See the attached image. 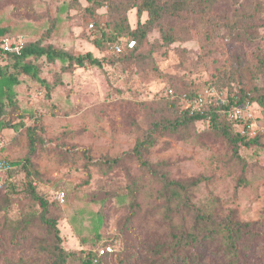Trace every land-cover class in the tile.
Listing matches in <instances>:
<instances>
[{
	"label": "rangeland",
	"instance_id": "1",
	"mask_svg": "<svg viewBox=\"0 0 264 264\" xmlns=\"http://www.w3.org/2000/svg\"><path fill=\"white\" fill-rule=\"evenodd\" d=\"M158 1L182 5L154 23L133 53L118 55L110 44L134 39L130 30L149 18L137 14L142 0H0V26L11 37L102 60L78 67L25 59L39 67L42 81L14 58L0 60V156L20 163L0 173V264H91L104 243L114 252L103 264H126L135 254L161 262L191 251L174 244L173 234L189 232L195 209L221 227L201 264H264V134L258 144L231 140L205 119L174 132L181 108L169 96V89L179 95L204 86L225 96L264 93V0ZM136 146L139 154H123ZM141 160L166 162L172 179L202 178L179 229L159 213L161 183L145 177ZM29 185L47 201L59 242ZM132 191L151 204L132 207ZM231 218L249 223L243 246L250 250L224 259L222 225Z\"/></svg>",
	"mask_w": 264,
	"mask_h": 264
},
{
	"label": "trees",
	"instance_id": "2",
	"mask_svg": "<svg viewBox=\"0 0 264 264\" xmlns=\"http://www.w3.org/2000/svg\"><path fill=\"white\" fill-rule=\"evenodd\" d=\"M182 3L180 1L172 3V8L174 6H180ZM170 7V8H171ZM170 8L160 4L158 0H142L141 3L137 4V14L141 15L142 12L146 11L148 13L149 18L144 23H138V26L135 29L130 30L132 33V36L135 40V46L133 49H127L124 48L121 52H115L116 54H125V53H133L136 48V43L141 44L147 36V32L150 30V27L157 22H161L165 16L169 13H173V11H170ZM94 27V23L91 22ZM92 27V28H93ZM6 28L0 26V60L6 57H12L14 58L17 63L20 64L23 72L25 74H28L35 78L38 81H42L39 77V67L36 66L33 63L25 62L24 60L29 57H45L47 61L52 62L55 60H67L71 64H75L78 67H83L85 65H97L100 66L102 64V60L95 57L90 51H87L83 54H73L67 50L57 48L53 46L52 44L43 45L39 43V41L30 42L23 44L22 50L20 54L15 53H8L2 50L1 48V38L4 36H10L5 33ZM131 39V38H127ZM166 40L171 41L173 40L171 35H167L165 37ZM124 40L123 38L113 41L112 44L115 42H119ZM1 74V71H0ZM13 80L16 82V79L13 78ZM172 93H169V96L172 98L179 99L180 103V96L184 93H181L178 95V93H175L173 89ZM197 91V90H196ZM196 91H192L188 94L189 96H192ZM239 95L240 101L244 99H248L252 101L255 105L257 110L260 112V107L264 108V93L257 98L252 97L247 93V91H240L237 92ZM181 108V105H179ZM180 112V118L178 119V123L170 125L171 130L174 132H177L180 128L179 126L181 124L193 122L199 119H205L213 126L219 127L225 136L230 138L231 140L238 139V140H245V141H251L254 144H258V139L261 135L264 134L260 133L253 137H246L243 135H240L238 131L236 130V127L234 125V122L227 119L225 114L222 112V106L219 104L218 99L213 98L205 107V110L203 113H195L190 114L186 110H183L181 108ZM259 121L264 122V116L261 114L259 115ZM29 133V153H32L34 151V140L32 133L34 131L28 130ZM139 154V147H134L132 151H125L123 154ZM28 160V159H27ZM119 157H115L111 159V162L113 164L118 163ZM11 162V161H10ZM12 167L13 165L20 164L19 162H11ZM141 163L143 165L145 177L150 180L152 183L155 181L153 180L154 177L158 178L159 183H161L162 190L158 191V195L156 198L162 202V205L159 207V213H161L162 217L166 220L174 222V228L179 229L181 226V221L178 222L177 219H181L183 216L182 211L184 209H187L189 205L192 204L193 201V195L196 190V188L199 186V184L202 181L201 177L197 178H189L185 180H177L169 178V171L166 167V162L160 161L156 163H151L147 160H141ZM12 169V168H11ZM10 169V170H11ZM163 171V173H161ZM30 189L29 192L33 198L39 201L41 207H42V214L41 219L42 221L49 227L51 232L53 233V236L55 237L56 241H60V236L58 232V228L56 226V221L53 218H50L46 216L47 212V201L43 199L40 195L37 194L35 189L32 185H29ZM149 188L145 187V191H147ZM131 206L136 207L138 202H140L141 207L149 206L150 200H139L138 195H135L133 191L131 192ZM196 211V221L193 225V221H189L190 224V230L185 235H182L183 229L181 230L180 234H173L174 244L179 243L180 246L185 245H191L192 249L190 252L186 251H180L177 253L172 254L169 257H163V261H159L158 259H154L151 255L142 257L139 256V254H135L132 259H129V261L126 262V264H136L139 261H143V264H201L202 261L205 258L206 250L209 248V244L214 242L219 234V229L221 228L219 224H216L215 219L213 218L212 214H200L198 209H195ZM186 222V218L184 223ZM225 226L228 234L226 235V238H228L226 241L229 244L228 253L224 255V259L226 256L230 259L231 256L235 255L234 259H237L242 254H244L246 251H249V248H246L245 245L243 246V243L245 242L246 234L249 232L248 226L249 223H243L239 221H235L234 219H230L227 222H225L223 225ZM101 244L99 245L93 252V255L90 257L91 264H103L102 259L105 257H108L109 255H112L111 253H105L103 255H98L97 251L98 248L105 245ZM109 244V243H108ZM189 245V246H190ZM53 248L59 253L61 251V248L58 247V245H54ZM147 252H149L147 247Z\"/></svg>",
	"mask_w": 264,
	"mask_h": 264
},
{
	"label": "built area",
	"instance_id": "3",
	"mask_svg": "<svg viewBox=\"0 0 264 264\" xmlns=\"http://www.w3.org/2000/svg\"><path fill=\"white\" fill-rule=\"evenodd\" d=\"M89 27L92 28L93 24L90 22ZM22 41L15 39L11 36H4L1 38V48L8 53L20 54L22 47ZM135 46L134 39H124L112 44L111 50L115 52H121L124 48L133 49ZM169 93L172 90L169 89ZM218 99L219 104L222 106V112L227 119L234 122L236 130L240 135L246 137H253L264 132V122L259 121V113L256 105L248 100L244 99L240 101L238 93H231L230 96L221 95L218 93L214 86H204L197 90L192 96L184 93L180 96V105L183 110H186L190 114L203 113L206 105L213 100ZM4 147V141L0 139V149ZM12 168V163L0 156V173L7 172ZM57 199L60 203L65 202V194L63 192L58 193ZM113 247L110 244H105L98 248V255L113 252Z\"/></svg>",
	"mask_w": 264,
	"mask_h": 264
}]
</instances>
